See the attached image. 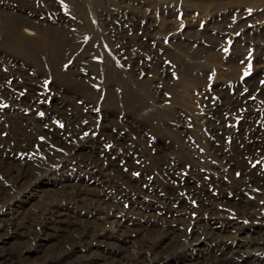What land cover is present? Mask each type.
<instances>
[{
  "label": "rangeland",
  "instance_id": "374dc122",
  "mask_svg": "<svg viewBox=\"0 0 264 264\" xmlns=\"http://www.w3.org/2000/svg\"><path fill=\"white\" fill-rule=\"evenodd\" d=\"M0 264H264V0H0Z\"/></svg>",
  "mask_w": 264,
  "mask_h": 264
},
{
  "label": "bare ground",
  "instance_id": "6f19581e",
  "mask_svg": "<svg viewBox=\"0 0 264 264\" xmlns=\"http://www.w3.org/2000/svg\"><path fill=\"white\" fill-rule=\"evenodd\" d=\"M23 33L24 34H26V35H30V32H29V30H23ZM22 133V132H21ZM19 147V146H18ZM3 152V151H2ZM21 154V153H20ZM26 154V153H25ZM22 156V155H21ZM26 156V155H25ZM10 157V156H9ZM10 158H12V160H10V161H13L11 164H12V166L13 167H17V170H16V172L18 173H16V174H13V172H15V171H12V169L11 168H9V169H11V170H9V171H7V172H5L4 174L6 175V177L8 178H12V177H14L15 179H18L19 178V176L22 174V172H23V168H24V165L25 164H23L24 162L22 161V159H20V155H19V157H18V155L16 154L15 155V158L13 157V156H11ZM2 161V160H1ZM4 162V161H3ZM14 169V168H13ZM170 169V168H169ZM15 170V169H14ZM252 177H254V176H252ZM17 181V180H16ZM204 201V200H203ZM52 211V210H51ZM49 219V218H48ZM176 229V228H175ZM195 230V229H194Z\"/></svg>",
  "mask_w": 264,
  "mask_h": 264
},
{
  "label": "snow or ice",
  "instance_id": "6c2138e0",
  "mask_svg": "<svg viewBox=\"0 0 264 264\" xmlns=\"http://www.w3.org/2000/svg\"><path fill=\"white\" fill-rule=\"evenodd\" d=\"M245 75H247V73H245Z\"/></svg>",
  "mask_w": 264,
  "mask_h": 264
}]
</instances>
